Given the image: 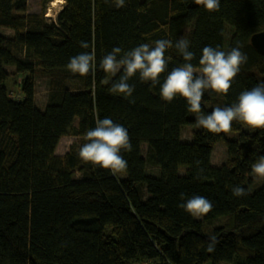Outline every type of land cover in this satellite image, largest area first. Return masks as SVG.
<instances>
[{"label":"trees","instance_id":"trees-1","mask_svg":"<svg viewBox=\"0 0 264 264\" xmlns=\"http://www.w3.org/2000/svg\"><path fill=\"white\" fill-rule=\"evenodd\" d=\"M41 1L46 7L54 0ZM63 1L49 21L45 9L29 12L27 0H0V264H264V181L256 185L251 171L264 156V130L233 121L227 134L207 132L184 98L167 103L159 85L137 76L128 81L135 86L130 103L110 91L118 76L108 79L99 68L113 47L128 51L181 37L190 41L191 63L199 68L203 47H216L220 19L224 51L239 47L248 59L227 95L204 93L210 107L202 104L200 114L207 115L264 81V53L251 44L264 30V0H220L216 12L193 0H126L122 8L114 0ZM93 51L94 73L67 69L71 57ZM165 55L169 71L185 63L175 47ZM39 71L59 74L43 109L35 101ZM11 79L22 98L12 97ZM105 117L129 132L123 174L78 156L86 132ZM184 126L195 128L191 140H181ZM64 135L78 140L61 156L56 150ZM220 141L226 159L215 166ZM164 179L175 180L172 190ZM237 185L247 195L234 196ZM194 195L213 204L200 229L178 206ZM244 210L252 217L243 223ZM212 235L218 243L208 252Z\"/></svg>","mask_w":264,"mask_h":264},{"label":"clouds","instance_id":"clouds-1","mask_svg":"<svg viewBox=\"0 0 264 264\" xmlns=\"http://www.w3.org/2000/svg\"><path fill=\"white\" fill-rule=\"evenodd\" d=\"M193 2L203 6L208 12L220 9V0ZM114 6L125 7L126 0H114ZM81 47L87 49L89 44L81 41ZM172 47L182 55L185 63L169 71V61L165 53ZM189 47L190 41L183 37L175 41V44L168 39H158L154 43H143L128 51L113 47L111 52L101 58L99 68L112 77L118 76V79L112 82L110 91L122 94L125 99L132 98L135 86L130 85L128 81L137 76L143 83L150 82L153 87L159 85V95L167 103H171L178 96L184 98L187 110L196 114L197 127L207 132L227 134L232 130L233 121L240 122L251 130H264V81L242 91L237 101L231 105L215 107L207 115L200 114L204 93L210 91L217 95H227L242 65L247 63V55L239 47L223 51L218 47L205 46L199 59L200 67L197 68L191 63L194 53ZM96 66L94 51L73 56L66 65L70 72L80 76L94 73ZM165 72L167 75L161 83L160 77ZM129 102L135 103L134 98L129 99ZM84 139L87 142L78 150V156L83 163L109 170L113 175L126 172L127 160L121 152H130L132 145L129 132L123 125L108 117L97 118L95 127L86 132ZM251 171L254 178L264 181V156H260L251 166ZM231 191L236 197L247 195L245 188L239 185L234 186ZM178 206L195 218H202L213 208L212 202L200 195H194ZM216 243L217 238L210 236L206 250L213 252Z\"/></svg>","mask_w":264,"mask_h":264},{"label":"rangeland","instance_id":"rangeland-1","mask_svg":"<svg viewBox=\"0 0 264 264\" xmlns=\"http://www.w3.org/2000/svg\"><path fill=\"white\" fill-rule=\"evenodd\" d=\"M64 2L65 1L63 0H54L50 2L48 5H46V7H44L41 0H27V6H28L29 12H41L42 10L45 9V12H44L45 18H47L49 21L51 20L53 21L56 19L59 11L62 9ZM222 29H225V27L223 26L221 20L218 19V30L217 31L219 33V37L216 42V47L224 51L225 44L221 40V37H223V32H221ZM2 31L3 33H8L9 35L13 33L12 30L10 29H3ZM58 76H59L58 73H52V72L44 73V72L39 71L35 74V81H36L35 82V101L39 108L43 109L48 100L49 89L51 87L50 80L52 78H57ZM111 77L112 76L109 75L108 79H111ZM68 81L69 79L66 82ZM13 83H14V80L11 79L9 84L12 89L11 90L12 96H16V98H22L23 95L21 93H18L19 90H17L18 88L15 89V87L13 86ZM14 85L16 86V82L14 83ZM202 104L206 105L208 108L210 107L209 103L207 102V98H205L204 96L202 98ZM194 130L195 128L192 126H184L182 128L181 140L182 141L191 140L193 137ZM77 140L78 138L76 136L64 135L60 139V142L57 146L56 153L61 156L64 155L69 150L70 145L76 142ZM173 157L174 158L171 159L172 160L171 162L176 163V154H174ZM225 159H226V145L223 141H220L216 143L215 145V148L213 151L212 163L215 166H221L225 162ZM252 178L256 185L258 184L260 185L263 182L259 178H254L253 173H252ZM174 183H175L174 179H164L163 180V185L167 190H172L174 188V185H173ZM251 217H252V214L247 210H244L239 214V219L243 223L247 222L249 219H251ZM200 219L201 218H196V222L199 223ZM207 264H210V263H207Z\"/></svg>","mask_w":264,"mask_h":264},{"label":"water","instance_id":"water-1","mask_svg":"<svg viewBox=\"0 0 264 264\" xmlns=\"http://www.w3.org/2000/svg\"><path fill=\"white\" fill-rule=\"evenodd\" d=\"M251 44L259 53H264V30L252 35Z\"/></svg>","mask_w":264,"mask_h":264},{"label":"crops","instance_id":"crops-1","mask_svg":"<svg viewBox=\"0 0 264 264\" xmlns=\"http://www.w3.org/2000/svg\"><path fill=\"white\" fill-rule=\"evenodd\" d=\"M186 138H187V137H186ZM189 138H191V137H189ZM189 138H188V139H189ZM203 217H204V216H203ZM203 217L200 219V222H199V223L196 222V218L194 217V225H195L196 229H200V228L202 227Z\"/></svg>","mask_w":264,"mask_h":264},{"label":"bare ground","instance_id":"bare-ground-1","mask_svg":"<svg viewBox=\"0 0 264 264\" xmlns=\"http://www.w3.org/2000/svg\"><path fill=\"white\" fill-rule=\"evenodd\" d=\"M11 95H12V93H11ZM12 97L16 98V96H12Z\"/></svg>","mask_w":264,"mask_h":264}]
</instances>
